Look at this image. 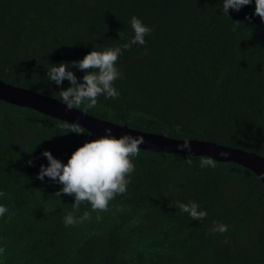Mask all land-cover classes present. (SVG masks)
Instances as JSON below:
<instances>
[{"label": "trees", "instance_id": "obj_1", "mask_svg": "<svg viewBox=\"0 0 264 264\" xmlns=\"http://www.w3.org/2000/svg\"><path fill=\"white\" fill-rule=\"evenodd\" d=\"M220 7L221 0H0V80L60 101V89L47 85L50 64L123 45L136 16L152 32L117 61L120 98L74 108L264 158V21L254 0L229 17ZM74 127L0 101V203L9 209L0 218L2 264H264L263 182L231 162L201 168L205 156L140 150L127 192L103 212L82 203L75 215L89 218L66 227L74 197L56 196L61 185L37 173L48 163L44 150L66 163L96 138ZM190 200L207 210L203 221L175 206ZM214 222L228 231L211 232Z\"/></svg>", "mask_w": 264, "mask_h": 264}, {"label": "clouds", "instance_id": "obj_2", "mask_svg": "<svg viewBox=\"0 0 264 264\" xmlns=\"http://www.w3.org/2000/svg\"><path fill=\"white\" fill-rule=\"evenodd\" d=\"M221 3L220 10L229 17V9L239 11L242 7L252 4L253 0H221ZM254 3V15H258L261 21H264V0H254ZM129 23L133 35L123 45L106 47L102 50L93 47L82 59L50 64L51 67L46 72L47 85L54 84L60 89L58 91L60 101L67 109L81 105H86L85 110L93 109L100 96L105 100L120 98V93L114 87V82L122 78L117 61L123 51L131 49L133 45H145V37L152 32V28L136 16H132ZM118 35L120 38L119 33ZM72 68L82 71L83 76L78 78ZM65 80L70 85L66 89L60 87ZM72 131L79 134L82 130L74 127ZM143 143H145L143 136L125 133L117 137L113 134L112 128H105L104 135L87 140L78 146L66 163L55 158L50 150L46 149L41 153L48 163L40 165L37 179L44 181L47 177L61 185L55 193L56 196L61 197L65 194L74 197L72 211L63 217L66 227L74 226L89 218L88 212L80 218L75 215L82 203L88 202L93 211L103 212L108 210L110 202L116 196L127 192L135 172L133 161L139 156V146ZM177 149L191 153L190 140L184 139L183 143L177 145ZM219 155L226 158L229 153L222 151ZM27 163L32 165L31 160ZM187 163L192 164V160H187ZM199 166L215 168V159L203 157L199 161ZM3 196L4 192L0 191V198ZM175 206L180 213L187 214L190 220L201 222L207 217V210L196 201L177 202ZM8 211V207L0 203V218H4ZM227 231L228 225L223 223L214 222L211 228L213 233L223 234ZM4 251V247L0 246V257L3 256Z\"/></svg>", "mask_w": 264, "mask_h": 264}, {"label": "water", "instance_id": "obj_3", "mask_svg": "<svg viewBox=\"0 0 264 264\" xmlns=\"http://www.w3.org/2000/svg\"><path fill=\"white\" fill-rule=\"evenodd\" d=\"M0 101L17 107L32 109L51 118L79 126L96 138L104 135L105 128H112L113 134L117 137L125 133L143 136L145 143L139 146L140 150L182 156H205L212 157L220 163L231 162L250 170L264 184V158L255 153L200 140H190L191 153L187 150L180 151L177 149V145L183 143V140L140 132L127 126L95 118L76 108L67 109L62 102L54 98L11 86L2 80H0ZM222 151L228 152V157H221L219 153Z\"/></svg>", "mask_w": 264, "mask_h": 264}]
</instances>
